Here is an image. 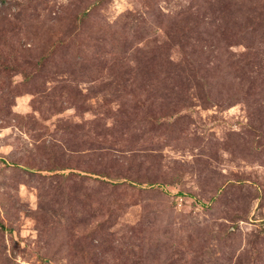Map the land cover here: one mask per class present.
Here are the masks:
<instances>
[{
	"label": "rangeland",
	"instance_id": "1",
	"mask_svg": "<svg viewBox=\"0 0 264 264\" xmlns=\"http://www.w3.org/2000/svg\"><path fill=\"white\" fill-rule=\"evenodd\" d=\"M0 264H264V0H0Z\"/></svg>",
	"mask_w": 264,
	"mask_h": 264
}]
</instances>
